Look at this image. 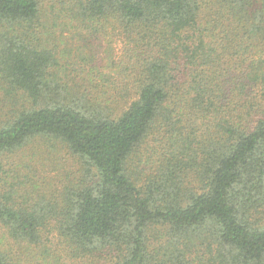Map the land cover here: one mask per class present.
Returning <instances> with one entry per match:
<instances>
[{"label":"trees","instance_id":"16d2710c","mask_svg":"<svg viewBox=\"0 0 264 264\" xmlns=\"http://www.w3.org/2000/svg\"><path fill=\"white\" fill-rule=\"evenodd\" d=\"M44 144L0 264H264V0H0V169Z\"/></svg>","mask_w":264,"mask_h":264},{"label":"rangeland","instance_id":"374dc122","mask_svg":"<svg viewBox=\"0 0 264 264\" xmlns=\"http://www.w3.org/2000/svg\"><path fill=\"white\" fill-rule=\"evenodd\" d=\"M104 42L105 46H103V49L107 47L114 56H120L122 42L117 32L116 34L113 32ZM119 52L120 54L118 55ZM30 149L31 148L28 147L26 151L22 152L20 155L11 156L9 160L4 162L3 168L0 169V189L2 183L6 181L9 187H11L12 183L16 184L19 177L17 179L13 178L15 176L14 174L21 178H23L25 174H29L32 178V183L25 184L26 186H23L20 190V193H23V191L28 188L31 190V186L34 182H37L40 188L42 185L55 188L56 186H60L59 183L61 178L70 173H75L74 175H76L79 171L78 158L71 152L61 149V147L58 151H53L50 146L47 150L45 144L39 145V148L37 150L35 149L36 153H33ZM27 151L30 155L25 157ZM20 156H23V159H20ZM29 165L30 167H28ZM14 171L16 172L14 173ZM55 247H57L56 244L51 246L53 249ZM13 250L16 253L19 251L17 246H14ZM60 254L62 256V252H60Z\"/></svg>","mask_w":264,"mask_h":264}]
</instances>
